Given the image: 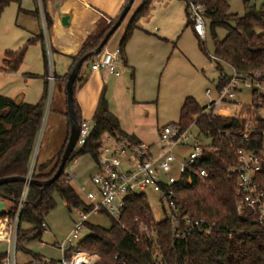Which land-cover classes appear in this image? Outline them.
I'll return each instance as SVG.
<instances>
[{"label":"trees","instance_id":"trees-1","mask_svg":"<svg viewBox=\"0 0 264 264\" xmlns=\"http://www.w3.org/2000/svg\"><path fill=\"white\" fill-rule=\"evenodd\" d=\"M35 1L38 4V0ZM151 1L144 0L129 21L120 42L124 57L127 44L134 31L139 28L138 22L150 9ZM186 1L200 2L206 6V18L212 21L211 31L218 68H222L225 63L242 71L264 70V3L257 6L245 1V13L241 16L231 12L228 0ZM14 2L21 5L22 0H0V19L5 9ZM34 12L38 14V8ZM119 16L102 28L98 36L92 37V41L84 45L79 55L73 57L71 72L83 56L100 45ZM48 22L51 26L49 17ZM187 25L194 27L190 18ZM218 26L228 29L224 39H220L217 34ZM199 39L200 48L207 51L205 40ZM39 41L45 47L43 32L30 39L29 44ZM27 49L28 46L19 50H7L4 70L17 71L24 61ZM210 58L213 59L212 56ZM92 60L93 57H89L85 63ZM46 64L48 66V61ZM86 80L87 76H82L80 72L74 85V106L80 124L83 117L76 93ZM47 95L48 86L37 103H17L14 98L0 94V179L28 175L45 117ZM205 107L200 106L193 97H187L181 109L179 123L187 128L196 121L201 132L211 136L219 147L216 152L209 153L206 160L198 163L199 168H206L210 176L207 179L195 177L193 183H189L188 175H183L174 186L182 212L208 223L215 222L213 231L207 233L190 228L188 231L182 224L181 231L186 233V237L179 238L169 216L157 221L147 196L144 193L132 194L126 199V208L120 219L110 215L113 219L111 227L86 222L92 232L80 241L79 248L100 255L95 264H264V224L256 221L255 214H242L237 210L238 181L236 177L229 176L227 169L230 163L235 162V154L220 132L239 127L242 121L227 115L201 114ZM244 113L248 117L256 114L252 107L245 108ZM94 121L95 126L86 144L73 153L70 160L90 153L98 162L100 149L107 143L108 136L118 140L128 139L134 144L142 143L134 134H129L122 128L119 117L110 109L105 93L102 94ZM261 123L264 125V119ZM66 145L56 159L42 164H38L36 160L32 178L41 181L52 178L59 168ZM54 162V166L48 170ZM24 187L25 182L20 180L0 185V197L12 201V205L0 218L15 214ZM55 194H60L65 199L70 212L80 207L85 211L92 208L71 185L66 169L48 187L30 185L20 214L18 248L26 241L42 238L46 230L43 226L45 216L57 204ZM24 223H30L33 227L23 228ZM146 226L147 231L144 230ZM5 256L6 252H0V264H3ZM40 257L43 258L35 255V258ZM57 262L53 259V264Z\"/></svg>","mask_w":264,"mask_h":264},{"label":"rangeland","instance_id":"rangeland-1","mask_svg":"<svg viewBox=\"0 0 264 264\" xmlns=\"http://www.w3.org/2000/svg\"><path fill=\"white\" fill-rule=\"evenodd\" d=\"M257 6H261L264 0H251ZM144 0H135L136 9L143 4ZM186 0H152L150 9L138 22L139 28L131 36L126 50L131 58L133 68L125 65L120 66L122 75L130 79L127 87L128 102L133 105L136 100L144 103L134 106L135 114L139 117H146L154 129L151 131L150 139L154 140L153 153L159 154L164 146L160 137V130L168 124L179 123L182 106L187 97H193L202 107H205L210 100L207 90H212V97L216 96L217 85L224 74L232 73V67L223 63L222 68L210 56L215 55V43L212 37L211 20L206 18L207 51L200 48V39L197 37L194 27L188 26ZM231 12L243 15L245 13L244 0H233ZM39 9L35 0H22L21 5L17 2L10 4L0 19V94L25 96L30 103H37L44 90V76L48 71L47 56L45 47L41 41L29 44L32 30L38 27V20L35 16H27L28 25L24 24L22 9ZM39 12V11H38ZM133 15V14H132ZM131 20V18H129ZM126 19L108 42L107 47H112L116 41L123 38L129 24ZM42 27L41 18L39 20ZM104 23L103 29L107 26ZM144 30V31H143ZM148 34H143L145 32ZM217 34L224 39L228 29L218 26ZM28 46L24 61L17 71H6L3 68V59L7 50H19ZM17 96V95H16ZM53 96V94H52ZM125 97V98H126ZM124 97L120 101L125 100ZM239 99L246 105L253 104V95L245 90L239 95ZM46 100L45 117L37 142V159H42L48 149L46 146V134L49 123L51 107L47 106ZM127 109V107H126ZM131 111L130 109L126 110ZM255 113L261 114L264 119V109H256ZM214 112L220 115H234L236 106L233 104L220 103ZM192 136L185 145L175 147L174 152L180 157L189 153L195 137L206 145L211 144V137L201 133L200 127L196 124L191 128ZM156 155V156H157ZM74 160H69L66 166V173L76 192L86 204L92 201L82 190L85 186L88 190H96L92 176L96 172L97 162L92 154L86 153ZM50 159L45 160L44 162ZM175 175H179L176 168ZM148 199L153 216L157 221L169 216V208L162 193L154 186H149L143 192ZM56 206L45 216L48 224L47 230L41 239H33L23 243L18 249V263L32 264L35 255L52 258L59 261L61 252L54 246L56 242L64 240L75 228V223L80 220V210L75 208L69 211L65 199L60 194H55ZM89 223L109 228L113 223L112 217L103 209L100 212H93L88 220ZM30 223H24L23 228H32ZM92 232L90 226H86L80 236L86 237ZM7 243L0 241V252H6ZM41 258V257H40ZM33 259V260H32Z\"/></svg>","mask_w":264,"mask_h":264},{"label":"built area","instance_id":"built-area-1","mask_svg":"<svg viewBox=\"0 0 264 264\" xmlns=\"http://www.w3.org/2000/svg\"><path fill=\"white\" fill-rule=\"evenodd\" d=\"M38 5L48 61L47 106L51 107L52 94L57 79L55 57L44 0H38ZM187 10L189 18L193 21L195 33L202 39L206 38V6L200 2L189 1ZM212 58L215 61L218 60L215 55ZM121 63H123V57L120 48L104 49L93 57L91 70L92 72L106 70L110 74L119 76L121 71L118 66ZM245 90L250 91L253 95V104L250 106L239 99V95ZM207 94L210 100L201 114H216L214 110L220 103L236 106V113L228 116L236 117L242 123L239 127L220 130L227 140L228 147L235 154V162L230 163L227 169L229 176L236 177L238 181L237 210L242 214H255L256 221L264 224V125L261 123L263 117L260 113H256L253 117H248L244 113L245 108L249 107H252L253 110L264 109V70L242 71L232 67V73L224 74L219 80L216 96L212 97L211 89L207 90ZM195 124L197 125L196 121L193 125ZM94 126V119H83L75 152L86 144ZM192 126L186 128L180 123H172L163 127L160 137L164 146L158 156L146 143L134 144L128 139L118 140L108 136L107 143L100 149L98 169L92 176V181L97 189L88 190L82 186V190L92 201L90 204L92 208L90 211L80 210V220L75 223L73 231L64 240L57 243V248L62 254L57 264H95L100 259L98 254L89 253L79 248V243L84 238L80 236V232L87 226L86 222L91 213L104 209L115 219H120L126 208L127 197L143 193L149 186H154L162 193L169 208V217L178 231L179 238L186 237V233L181 231L182 224L188 228V231L190 229H198L207 233L213 231L215 222L208 223L204 219H197L189 213L182 212L174 186L183 175H188L189 183H193L195 177L209 178V171L206 168H199L198 163L206 160L209 153H214L219 149L211 136L209 137L212 141L209 145L195 137L189 153L184 157L176 155L175 147L185 145L192 136ZM36 157L37 151H35L30 171L26 176L28 178H32ZM176 168L179 171L178 176L173 174ZM29 186L30 184L26 182L15 214L1 218L0 241L7 243L3 264H19L17 258L18 228ZM43 226L46 228L47 223L44 222ZM144 230L147 231L148 227H144ZM32 264H53V259L35 258Z\"/></svg>","mask_w":264,"mask_h":264},{"label":"crops","instance_id":"crops-1","mask_svg":"<svg viewBox=\"0 0 264 264\" xmlns=\"http://www.w3.org/2000/svg\"><path fill=\"white\" fill-rule=\"evenodd\" d=\"M228 1L231 5L233 0ZM245 1H248L252 5H256V3L251 0H244V4ZM127 2L128 0H44L47 17L51 19L50 37L54 51L57 79L53 90L51 111L49 114V123L45 141L48 149L46 150V154L43 158L38 160V164L44 163L47 159H56L58 153L65 147L70 135L71 126L66 85L68 82V76L70 75L72 69L73 57L80 54L84 45L87 42L92 41V37L100 34L105 22H107V24L113 22L122 13ZM36 9L37 7L35 9L20 8L23 16H25L23 17L25 25H28L27 16L33 15L38 20V27L33 29L31 32V35L34 37L42 32V27L39 23L40 14L39 12L38 14L34 12ZM135 10L136 6L133 4L132 9L128 13L125 20L131 18ZM67 14H71L70 24L64 25L62 19L63 16ZM148 32L149 31L143 34H148ZM111 39L112 37L110 40ZM117 48H120L119 40L116 41L112 47H107L106 45L104 49L115 50ZM122 57L123 63L119 64V70L121 65H125L130 69L133 68L131 62L132 60L129 57L127 50L125 57L123 54ZM92 61L83 65L81 75L84 77L87 76V80L76 93V99L81 108L83 119H94L102 94L105 93L110 109L119 117L122 128L129 134H134L143 143L150 145L152 150L154 140H151L150 136L152 129H154V125L151 127V123H149L146 117H139L134 113V111H132L135 110L136 106L143 104L144 102L142 100H136L133 105H131L128 102V98L124 96V94H127V87L130 85V79H127V77L125 78V76L122 75V72L119 76L110 74L106 70L92 72ZM47 73L48 72H45L44 76L43 94L46 86H48ZM43 94L41 98L43 97ZM20 96V94H15L12 98L16 100ZM25 96L28 97V94ZM25 96H22V101L28 102ZM122 97H126L123 102L120 101V98ZM126 107L131 111L127 112ZM77 161L78 158L74 159V163ZM54 164L55 162L52 163L48 170H50ZM67 175L69 176V174ZM47 228L48 224L46 230ZM57 243L58 242H56L54 246L56 249H58ZM98 256L100 257V255ZM33 259H35V257H33Z\"/></svg>","mask_w":264,"mask_h":264},{"label":"water","instance_id":"water-1","mask_svg":"<svg viewBox=\"0 0 264 264\" xmlns=\"http://www.w3.org/2000/svg\"><path fill=\"white\" fill-rule=\"evenodd\" d=\"M135 0H129L127 3L126 7L123 9L122 13L120 14L117 22L113 25V27L109 30V32L106 34L100 45L91 51L90 53L86 54L83 56L76 66L74 67L73 71L69 75L68 82L66 85V90H67V96H68V110H69V118H70V135L68 139V143L66 145V148L64 150L61 163L59 165L58 170L54 174V176L48 180L41 181L38 179H33V178H28V177H7V178H2L0 179V185L4 184L9 181H16L20 180L23 182H28L30 185H42L44 187H48L52 185L65 171L66 166L71 159L73 153L75 152V148L77 146L79 137H80V123L77 118V114L75 111V106H74V99H75V89L74 85L75 82L81 72V69L86 62V60L89 57H94L95 55L101 53L103 49L106 47L107 43L109 42L110 38L112 35L116 32V30L120 27V25L123 23L125 18L127 17L128 13L132 9V6L134 4ZM71 20V14H67L63 16L62 22L64 25H69ZM17 103L22 102V96L18 97L16 99ZM12 205V201L9 199H4L0 197V215L5 212V210Z\"/></svg>","mask_w":264,"mask_h":264}]
</instances>
